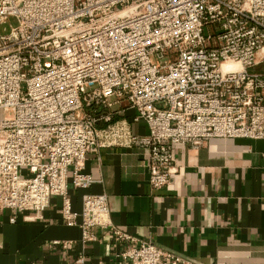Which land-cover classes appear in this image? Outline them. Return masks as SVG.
<instances>
[{"label": "built area", "instance_id": "1", "mask_svg": "<svg viewBox=\"0 0 264 264\" xmlns=\"http://www.w3.org/2000/svg\"><path fill=\"white\" fill-rule=\"evenodd\" d=\"M9 18L16 25L0 31V209L9 222L39 219L59 197L83 245L95 240L91 229H108L132 243L117 254L129 264H196L118 229L104 192L83 194L72 211L69 186L95 182L83 169L101 148L142 149L158 190L177 171L176 144L264 139V72L249 71L264 64V0H0V26ZM121 100L131 121L113 120ZM140 121L146 134L132 132Z\"/></svg>", "mask_w": 264, "mask_h": 264}, {"label": "crops", "instance_id": "2", "mask_svg": "<svg viewBox=\"0 0 264 264\" xmlns=\"http://www.w3.org/2000/svg\"><path fill=\"white\" fill-rule=\"evenodd\" d=\"M113 120H132L126 100ZM102 125V123H100ZM132 132L146 134L143 121ZM176 172L153 190L142 149L109 147L86 155L83 172L95 179L87 189L69 186L71 208L81 209L85 193L107 195L112 223L136 241H150L196 264H264V139L213 138L199 146H173ZM0 209V264H129L117 254L132 243L116 241L108 229L93 228L85 245L81 230L61 217L52 197L39 219ZM52 240H71L67 248Z\"/></svg>", "mask_w": 264, "mask_h": 264}, {"label": "rangeland", "instance_id": "3", "mask_svg": "<svg viewBox=\"0 0 264 264\" xmlns=\"http://www.w3.org/2000/svg\"><path fill=\"white\" fill-rule=\"evenodd\" d=\"M16 20L14 18H9L5 25L0 26V31L3 32L4 30L7 32L10 26H15ZM250 72H264V64L252 67L249 69ZM22 90H25V84H21Z\"/></svg>", "mask_w": 264, "mask_h": 264}, {"label": "bare ground", "instance_id": "4", "mask_svg": "<svg viewBox=\"0 0 264 264\" xmlns=\"http://www.w3.org/2000/svg\"><path fill=\"white\" fill-rule=\"evenodd\" d=\"M224 68H231L232 67V65H230V64H225L224 66H223Z\"/></svg>", "mask_w": 264, "mask_h": 264}]
</instances>
